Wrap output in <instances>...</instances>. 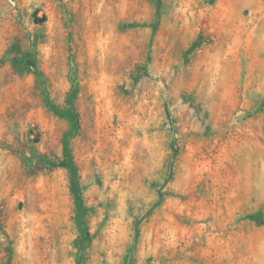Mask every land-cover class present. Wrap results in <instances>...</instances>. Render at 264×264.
<instances>
[{
	"label": "rangeland",
	"instance_id": "rangeland-1",
	"mask_svg": "<svg viewBox=\"0 0 264 264\" xmlns=\"http://www.w3.org/2000/svg\"><path fill=\"white\" fill-rule=\"evenodd\" d=\"M0 60V264H264V0H0Z\"/></svg>",
	"mask_w": 264,
	"mask_h": 264
},
{
	"label": "trees",
	"instance_id": "trees-1",
	"mask_svg": "<svg viewBox=\"0 0 264 264\" xmlns=\"http://www.w3.org/2000/svg\"><path fill=\"white\" fill-rule=\"evenodd\" d=\"M1 62L2 61L0 60V63ZM31 63H32L31 61H28V60L25 61V64H27L29 66H31ZM70 119H71V122L73 123V128H76V125H77V120L76 119H77V117L75 115H73V116L70 117ZM63 146H64V153L66 155H68L69 154V145H68L67 141L64 142ZM32 162L33 163L35 162L38 165H40L42 167H47V168L52 167L54 165V163L50 159H48L46 156H43V155L32 157ZM68 169H69L70 174L72 176H75L74 168L71 165L68 166ZM72 193H73L76 205H77V207H78V209H79V211L81 213L82 210L84 209V206H83V203H82V199H81V195H80V193H79L77 188H73L72 189ZM249 218L258 219V216L249 217Z\"/></svg>",
	"mask_w": 264,
	"mask_h": 264
}]
</instances>
